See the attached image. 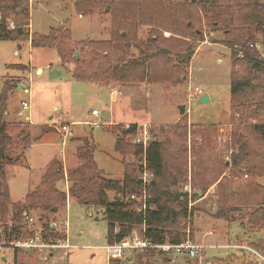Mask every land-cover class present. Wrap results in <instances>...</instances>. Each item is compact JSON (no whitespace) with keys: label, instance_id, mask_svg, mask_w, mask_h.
Here are the masks:
<instances>
[{"label":"rangeland","instance_id":"rangeland-1","mask_svg":"<svg viewBox=\"0 0 264 264\" xmlns=\"http://www.w3.org/2000/svg\"><path fill=\"white\" fill-rule=\"evenodd\" d=\"M27 1L29 20L24 28L28 31V40L0 38V94L4 84L10 87L3 116L7 123V134L13 140L12 145L7 149V154L14 161L5 167L12 203L24 202L25 194L40 183L43 172L52 159L61 161L65 170L79 163L74 147L79 146L81 142H72V138L68 135L69 130L73 131L74 135L79 130L82 136L88 138L94 149V161L105 177L121 179L122 156L114 149L117 128L109 125L108 121L112 124L126 122L145 124L147 127L139 126L136 134L129 137L128 141L135 144L142 139V128L147 130V140L154 136L157 140L163 141L166 144L168 170L172 167L176 170L182 168V163L186 162L185 172L178 186H182L188 180L192 183L194 157L191 154V146L193 143L200 145L204 142V136L199 132L190 131L197 125L218 127L216 134H210L208 152L213 158H218L217 160L231 161L230 157L234 152L230 154L231 143L226 142L225 150L228 151L226 159V155L223 154L225 150H221L216 136L220 134L228 139L231 128L239 124V116L231 111L229 101L230 70L236 60L231 57V50L224 43V40L230 36V29L225 28L220 22L213 23V14H207L203 6L191 0H172L182 7H188L199 16V23L193 27V31L200 33L199 36L176 39L181 43H193L194 54L189 67L181 70L182 73L173 82L149 84L145 81L141 83V85L150 86L149 93H144L142 87H138L141 91L134 87V93L132 89H124L119 99L123 98L126 105L120 107L119 102L113 104L109 88L104 84L75 80L61 65L55 49L32 46L30 43L31 36L32 40L35 37L46 36L52 28L69 30L66 51L70 54V58L79 57L81 60L86 54L76 50L83 46L84 41H112L113 24L108 7L95 2L96 7L90 13L82 14L75 11L74 2L71 0ZM120 2L122 4L121 0ZM132 24H135V32L139 40H144L148 34L150 36L153 34V28L149 24L139 22H132ZM6 27L10 30L16 28L12 18L6 19ZM157 29V33L166 39V41L159 39L160 45L169 47L168 41L172 34L160 31V27ZM254 36V46L259 49L255 50L259 55L264 56L261 34L256 32ZM201 39L203 40L200 41ZM128 52L129 55L125 59H138L136 49L131 48ZM176 62L179 60L169 54L167 57L161 56L157 59L155 71L159 72L164 80L167 78L165 74L171 73L172 65ZM17 65L29 66L30 70L24 71L23 68H17ZM37 66H42L43 74L34 73ZM235 69L240 71V66L236 65ZM28 75L31 77L30 106L29 110H24L21 102L28 101V94L24 86L16 82L27 79ZM107 85L120 88L119 86L124 84L110 81ZM193 87H198L202 94H207L208 102L198 103L202 94L188 98L189 89ZM181 105L185 106L182 114L179 113ZM93 109L98 111L97 116L91 115ZM27 114L30 115V124L24 123ZM177 115L185 118L188 134L185 139L180 138L171 142V135L159 128L162 125L165 128L168 127ZM259 119L264 120V113L260 114ZM71 121L87 122V124H74ZM93 121H97L98 126L88 123ZM257 122L258 118H248L240 125ZM62 125H67L68 136L64 142L55 128H61ZM44 126H48L45 127L46 132H42ZM25 134H30L32 138H30L32 145L28 150L23 141ZM252 137L256 139L254 134ZM124 160L127 163H137V158L132 156H126ZM223 176L233 181L230 182V188L235 191L239 184L250 180V176L239 173L231 176L229 170H225L212 185L205 189H197L199 195L193 206L191 217L186 219V229H189L192 239L205 245L195 258L189 259L182 254L176 256L173 261H169L164 254L157 252L126 251L124 258L119 260L120 263L197 264L199 262L200 264L207 261L212 264H264V261L259 258V256L264 257V253L258 249V247L264 248V221L257 227L248 223V212H250L248 210L254 211L258 206L264 208V205H260L261 203L256 199L247 205H240L244 206L243 211L231 215L232 222L217 218L216 185ZM256 182L264 186V177L257 178ZM54 186L58 191L65 193V206L57 208L53 213L38 209L23 211L20 221L15 222L9 214L5 221L0 220V241L6 239L3 230L6 227L5 224H7L6 228L12 225L21 227L18 238H27V235L39 232L42 222L51 224V227L54 224L53 229L57 231L66 224L67 238L71 245L69 249L66 251L62 249L42 251L2 249L0 264H107V258L102 249V246L107 243V223L103 209L93 205H80L69 197L70 183L66 178L55 182ZM108 197L110 200L114 199L115 193L108 192ZM10 211L11 209L8 213H11ZM133 228V231L142 229L139 226Z\"/></svg>","mask_w":264,"mask_h":264},{"label":"trees","instance_id":"trees-1","mask_svg":"<svg viewBox=\"0 0 264 264\" xmlns=\"http://www.w3.org/2000/svg\"><path fill=\"white\" fill-rule=\"evenodd\" d=\"M71 1L74 2L75 11L82 14L90 13L96 7L95 2L106 5L112 16V41H84L83 46L78 47V50L75 49L81 54H86L81 60L79 57L70 58V54L66 51L69 30L52 28L46 36L35 37L33 40L31 36L30 43L32 46L55 49L61 65L75 80L97 84L115 81L138 85L145 81L149 84L173 82L185 68L189 67L194 54L193 43H181L176 40L188 39L190 36L200 34L196 30L193 31V27L199 23V16L188 7H182L172 0H121L122 4L120 0ZM191 2L199 3L207 14H213L215 20L213 23L220 22L225 28L230 29V36L224 40V43L230 48L231 57L236 62L234 61L230 70L229 101L231 111L239 116V124L231 128L228 136L231 146L236 147L230 162L217 160L218 158H213L208 152L210 134H216L218 127L197 125L190 130L192 133L199 132L204 136L203 144L193 143L191 146V154L194 157L191 187L196 191L191 199L197 198L198 188L205 189L212 185L225 170H229L231 176H236L238 173L250 176V180L239 184L236 191L230 188V182L233 181L224 176L216 185L215 195L218 205L216 217L232 222L231 215L243 211L244 206L240 205H247L256 199L261 203L260 205H264V186L256 182L257 178L264 177V120L259 119L260 114L264 113V56L259 55L255 50L259 49L254 46V33L257 32L261 34L264 50V0H211L210 2L191 0ZM0 18V38L28 40V31L24 28L29 20L27 0H0ZM7 18L14 20L16 28L7 29ZM132 22L149 24L153 28V34L151 36L148 34L144 40H139L135 32V24L133 25ZM159 27L160 31L172 34L168 41L169 47L160 45L159 39L162 41L166 39L157 33ZM131 48L137 50L138 59H125ZM239 51L243 54L240 58ZM168 54L177 58L179 62L172 65L171 73L165 74L167 78L163 80L160 73L155 71V65L159 57H167ZM236 65L240 66V71L235 69ZM16 67L23 68L18 65ZM9 90L10 87L4 84L0 94V220L5 221V218L11 214L13 222L20 221L23 211L38 209L53 213L57 208L65 206V193L58 191L54 184L66 178L70 183L69 197L80 205H93L103 209L107 223L106 244L119 243L128 238L135 226L143 227L144 237L153 244L179 243L183 240L187 228L186 219L191 217L193 210V207H188L189 200L182 192V186H178L184 175L186 162L182 163V168L176 170L172 167L168 170L166 144L154 136L147 140L146 145L129 143L128 138L134 136L138 130L136 124L114 125L117 128L114 149L122 156L121 179L105 177L94 161L93 146L90 145L88 138L81 137L77 140L81 144L75 148V156L79 161L75 167L65 170L61 161L52 159L44 170L40 183L25 194L24 202L12 203L5 167L14 161L7 154V149L12 145L13 140L7 134V123L3 116ZM248 118H258V122L241 126L240 123ZM45 127L48 126H44L42 132L47 131ZM159 129L171 135V142L180 138L185 139L188 134L184 117H179L166 128L162 125ZM23 141L24 145L30 143V136L25 135ZM171 142L166 141V143ZM126 156L137 158V163L125 162ZM141 162H144L146 169L153 174L145 191L147 202L151 207H146L143 212L135 210L134 201L131 200V196L142 194L139 178ZM108 192L115 193L114 199H109ZM8 208L11 209V213H8ZM248 211H250L248 212L250 225L257 227L264 221V208L258 206L254 211ZM5 226L7 227V224ZM6 227L3 229L5 240L19 237L20 226ZM40 233L45 239L60 237L59 231L54 230L51 224L46 222L41 223ZM258 249L264 253V248L258 247ZM142 252L157 251L146 249ZM108 264L121 263L114 259Z\"/></svg>","mask_w":264,"mask_h":264},{"label":"built area","instance_id":"built-area-1","mask_svg":"<svg viewBox=\"0 0 264 264\" xmlns=\"http://www.w3.org/2000/svg\"><path fill=\"white\" fill-rule=\"evenodd\" d=\"M203 1H210V0H203ZM252 46V45H250ZM242 52H238V57H242ZM30 78L18 81L17 84L24 86L25 91L27 92L28 96H30ZM27 84V86H26ZM115 93H118L119 91L117 89H112ZM201 90L198 87H193V89H189V96L188 98H194L196 95H200ZM22 108L24 110H29V99L28 101H22L21 102ZM91 115L97 116L98 111L96 109H93L91 111ZM24 123L25 124H30L31 119L30 115L27 114V116L24 118ZM94 126H98V122L94 121L91 123ZM57 132L61 134L62 140H64L68 135L66 133L67 131V125H62L61 128L55 127ZM147 130H143V137L142 139L136 141L137 143H142L143 145H146L147 143V137H146ZM222 133V132H221ZM216 141L219 144L221 150L226 149V142L227 144L230 143L229 138L227 139L226 137L223 138L220 134L216 136ZM232 147V146H231ZM236 147H232L230 149V154L232 151H234ZM227 152L225 150V158L227 159ZM229 154V156H230ZM142 164V169L140 172V180H141V186H142V194L140 196H131V200L134 201V207L135 210L139 212H143L146 207H151V205L147 202V198L145 195L146 191V186L148 185V182L151 181L153 174L152 172L148 171L145 167V163L141 162ZM246 176V175H245ZM181 190L183 193L187 195V198L189 200L188 207H193L195 204V200H192V195L196 193L195 189L191 187V182L188 180L185 182ZM199 195V192L197 193ZM200 194H202L200 192ZM190 217H188L189 219ZM60 235L63 234V236H60L59 238H54V239H45V237L39 232H35L32 236L27 237V238H17V239H12V240H1L0 241V250L2 249H11V250H24V251H42V250H47V249H62L66 251L69 249L71 245L68 242L67 238V233H66V224H64L61 227V230H58ZM185 237L183 240L179 243H169V242H164L160 244H153L151 243L148 239L144 237V228L140 231H132L131 235L123 239L119 243H114V244H106L102 246V249L105 252V256L107 258V264L110 260H121L124 258V255L126 251H133V252H138V251H144L146 249H154L157 252H160L162 254H165L169 256V260L173 261L176 256L179 255H185L189 259L195 258L199 252L203 248H205V245L197 242L196 240L192 239L190 236L189 229L185 230ZM199 264V262L197 263ZM200 264H212L211 262H203Z\"/></svg>","mask_w":264,"mask_h":264},{"label":"crops","instance_id":"crops-1","mask_svg":"<svg viewBox=\"0 0 264 264\" xmlns=\"http://www.w3.org/2000/svg\"><path fill=\"white\" fill-rule=\"evenodd\" d=\"M23 70L24 71H28V70H30V68H29V66H27V67H23ZM34 73L35 74H43V68H42V66H37L36 68H35V70H34ZM28 78H30L31 79V77L28 75ZM106 87H108L109 88V93H110V96H111V100H112V102H113V104L115 103H117V102H119L120 103V107H123L124 105H126V102L124 101V99L122 98V99H119V97L122 95V91L124 90V89H129V90H131V91H133V88L135 87L136 88V90H139L138 89V87H142V91H144V93H149L150 92V86L149 85H144V84H142V85H138V84H136V85H134V84H124V85H121V86H119L120 88H118V87H114V86H110V85H107V84H104ZM133 86V87H132ZM112 89H117L119 92L118 93H115L114 91H112ZM139 91H141V90H139ZM133 93H134V91H133ZM141 95V94H140ZM141 97V96H140ZM28 99H30L29 98V96H28ZM133 102H135V100L133 101ZM178 118H179V116L177 115L176 117H175V119L173 120V122L172 123H174L175 121H177L178 120ZM94 122V121H93ZM93 122H88V123H93ZM71 123H74V124H80V123H83V124H87V122H79V121H71ZM109 125L111 124V125H115V124H118V123H113L112 124V122L110 123V121H108L107 122ZM121 124H132V123H128V122H126V123H121ZM134 124H136V123H134ZM90 125V124H89ZM137 125V127H139V126H143V127H147V126H145V124H143V125H139V124H136ZM69 128V127H68ZM143 130H144V128H142ZM25 135H27V134H25ZM24 135V136H25ZM29 136H30V134H28ZM68 135L72 138V142H75V143H78V138H81V137H84V136H82L81 134H80V131L79 130H77V134L76 135H74V133H73V131H71V130H69V132H68ZM23 136V137H24ZM30 138H31V136H30ZM32 139V138H31ZM35 139V138H34ZM30 142H31V140H30ZM62 142H64V140H62ZM32 144L31 143H28L27 145H26V150H28L29 148H30V146H31ZM78 146V145H77ZM77 146H75L74 147V150H75V148L77 147ZM73 150V151H74ZM54 156V155H53ZM76 165H74V167H75ZM73 168V167H72ZM7 180V179H6ZM209 234V233H208ZM205 235V234H204ZM165 255V254H164ZM167 258H168V260H169V256H167V255H165ZM186 258V257H185ZM259 258H261L263 261H264V257H262V256H259Z\"/></svg>","mask_w":264,"mask_h":264},{"label":"water","instance_id":"water-1","mask_svg":"<svg viewBox=\"0 0 264 264\" xmlns=\"http://www.w3.org/2000/svg\"><path fill=\"white\" fill-rule=\"evenodd\" d=\"M205 102H208V95L207 94L200 95V97L198 99V103H205ZM184 108H185L184 105L179 106V113L180 114L184 113ZM54 227H55V225L52 224V228H54Z\"/></svg>","mask_w":264,"mask_h":264}]
</instances>
